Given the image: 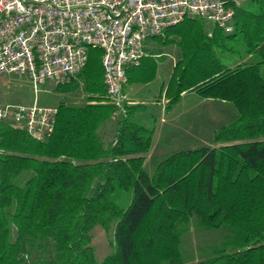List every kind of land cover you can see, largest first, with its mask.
<instances>
[{
  "label": "trees",
  "instance_id": "trees-1",
  "mask_svg": "<svg viewBox=\"0 0 264 264\" xmlns=\"http://www.w3.org/2000/svg\"><path fill=\"white\" fill-rule=\"evenodd\" d=\"M200 20L187 18L164 37L177 35L184 47L168 108L194 91L229 103L235 115L208 144L167 154L151 173L154 129L135 117L138 106L116 117L110 142L99 135L114 116L100 49L88 50L70 83L55 86L82 88L88 103L56 106L45 140L0 121V264H264V0L237 7L231 33L208 36ZM96 226L113 228L101 260L92 246ZM191 226L219 234L195 263L181 250Z\"/></svg>",
  "mask_w": 264,
  "mask_h": 264
},
{
  "label": "built area",
  "instance_id": "built-area-1",
  "mask_svg": "<svg viewBox=\"0 0 264 264\" xmlns=\"http://www.w3.org/2000/svg\"><path fill=\"white\" fill-rule=\"evenodd\" d=\"M240 0H0V78L25 76L38 91L47 82L70 83L83 70L90 48L102 51L107 102L114 117L132 102L128 71L146 56L145 42L164 38L187 18L210 21L231 33ZM208 36L213 31H208ZM57 107L5 105L0 121L22 127L37 141L49 137Z\"/></svg>",
  "mask_w": 264,
  "mask_h": 264
},
{
  "label": "rangeland",
  "instance_id": "rangeland-1",
  "mask_svg": "<svg viewBox=\"0 0 264 264\" xmlns=\"http://www.w3.org/2000/svg\"><path fill=\"white\" fill-rule=\"evenodd\" d=\"M247 1L240 0V6ZM199 22L203 26L204 33L213 30L214 26L210 21L203 19ZM180 40L179 36L172 35L168 38V42H165V39L160 37L151 38L145 42L147 52L149 54H158V57L153 59L147 57L142 62L141 68L138 70L139 75L143 76L144 80L142 82L150 81L155 76H157L153 82L155 86H161L162 82H167V75H172L175 70L174 63L183 58L184 47L179 45L178 42ZM260 69L264 76V64ZM133 83H136L135 80H133ZM34 102L42 107H56L60 103L82 106L88 103V99L82 88L75 93H66L57 90L54 83L47 82L45 85L39 86L38 91L35 92L32 83L25 76L9 74L0 78V107L5 105H32ZM232 110H225L223 106L217 107L214 105L212 120L207 122L210 117L208 106H197L192 104L189 98H186L178 107L173 109L171 114L164 116L167 122L161 125L168 130L160 135L159 138L156 136L153 144L157 150L163 149V152H161L163 157L179 149H189L197 145L208 144L212 136L209 129H217L221 125L228 123L235 115ZM217 113H219L218 116ZM161 115L157 117V124L162 120ZM190 120H194L196 123L194 125L190 124ZM117 121L118 119L116 118H110L106 122L107 125L110 124L113 127L111 132L113 134L117 127ZM202 121L206 124L203 125ZM184 127L192 128L195 132L188 135L192 136L193 134L195 136V140L190 141V146H187L188 143L183 142L187 138V135L182 132ZM161 158L157 157L158 160ZM112 229L105 230L101 226H96L92 232V246L98 260L103 259L111 252ZM218 239L219 234L215 230H201L191 226L189 232L182 239L181 250L188 263H195L208 254L211 246L218 243Z\"/></svg>",
  "mask_w": 264,
  "mask_h": 264
},
{
  "label": "crops",
  "instance_id": "crops-1",
  "mask_svg": "<svg viewBox=\"0 0 264 264\" xmlns=\"http://www.w3.org/2000/svg\"><path fill=\"white\" fill-rule=\"evenodd\" d=\"M215 29H218V28L213 27L212 31L214 32ZM146 49L147 48H146V43H145L146 56L143 58L142 62L147 57L152 58V59L158 57V54H149ZM223 58L226 61L230 59L229 56H227V55L226 56L223 55ZM142 62L140 64V66H138L136 69L130 70V73L128 76L129 80H128L127 86L125 87V92L132 102L130 105L131 106H138V108L135 110V113H134L135 117L141 119V121L144 124H146L148 127H151L154 129V135H153V139H152L151 148H150L149 153L147 154L146 161H145V169L148 172H151L154 170V167H155V164L157 163V161H159L157 159V157L161 158V156H162L161 152H163L162 151L163 149L157 150V148L153 144V141L155 140L156 136H158V138H159L160 135H162L163 133L166 132V130H168V129H164V127L161 125V124H163V123L165 124L167 122L166 121L167 119L164 116H166L169 113L171 114L173 112V109L178 107L186 98H189L191 100L192 104H195L197 106H199V105L208 106L210 117H209L207 122L212 120L213 106L214 105L217 107L223 106L225 108V110L233 109V107L230 106V104L227 102L213 100V99H203V98L199 97L196 92L188 91V92H183L181 94V98L177 104H175L171 108H168L169 97L166 94V89H167V85H168L169 80L171 79L172 75H167V79H168L167 82L166 81L162 82L161 86H155L153 84L154 79L157 76H155L150 81L142 82L144 80L143 76L141 77L138 73V70L141 68ZM178 62L179 61L174 63V67L176 66V64ZM235 64L236 63H232L230 66L233 67V66H235ZM133 80H135L136 83H133ZM165 83H167V84H165ZM232 111L234 112V109ZM160 114H162L161 115L162 120L160 121L159 124H157V117ZM218 115H219V113H217V116ZM111 118H116V117L113 116ZM152 121H153V123H151ZM106 122H104L99 127L98 132H99V135L103 141L110 142L113 139V137L116 133V130H115L114 134L111 133L113 131V127L110 124L107 125ZM202 122L204 123L203 125L206 124L204 121H202ZM189 123L194 125V123H196V121L190 120ZM186 127H184L182 129V132L185 135H187L186 140H184L183 142L188 143L187 146H190L189 145L190 141L195 140V136L193 135L195 132L192 128H186ZM116 129H117V127H116ZM213 130L214 129H211V130L209 129V132L212 133ZM191 133H193L192 136H188ZM190 148H192V147H190ZM212 247L213 246H211V248Z\"/></svg>",
  "mask_w": 264,
  "mask_h": 264
}]
</instances>
